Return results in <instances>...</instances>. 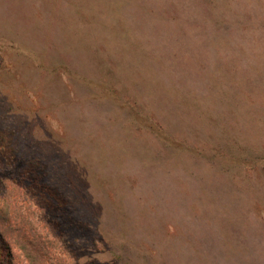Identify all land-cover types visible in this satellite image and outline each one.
<instances>
[{"label":"rangeland","instance_id":"1","mask_svg":"<svg viewBox=\"0 0 264 264\" xmlns=\"http://www.w3.org/2000/svg\"><path fill=\"white\" fill-rule=\"evenodd\" d=\"M0 209V264H264V0H0Z\"/></svg>","mask_w":264,"mask_h":264},{"label":"trees","instance_id":"2","mask_svg":"<svg viewBox=\"0 0 264 264\" xmlns=\"http://www.w3.org/2000/svg\"><path fill=\"white\" fill-rule=\"evenodd\" d=\"M5 196V195H4ZM12 205H15L16 210H19L17 204L13 201ZM8 215V213H7ZM6 216V211L1 210L0 209V240L2 237L1 231L3 229H5V227H8L9 229H12V226L14 225L13 223L7 221L6 223H3L4 221V217ZM6 218V217H5ZM11 220H14L13 218H11ZM13 222V221H12ZM41 237V236H39ZM32 254H28V256L30 257V261H33V258H35V261L31 262L30 264H49L50 262L47 261L46 259H42L41 254H37V256L33 257L31 256ZM41 260V261H40Z\"/></svg>","mask_w":264,"mask_h":264}]
</instances>
